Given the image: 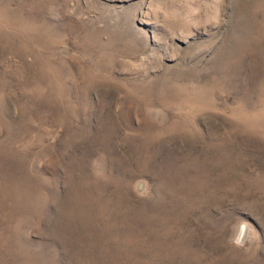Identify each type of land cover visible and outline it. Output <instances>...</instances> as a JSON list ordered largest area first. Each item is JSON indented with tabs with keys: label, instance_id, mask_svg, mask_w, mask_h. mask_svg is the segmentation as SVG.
I'll return each instance as SVG.
<instances>
[{
	"label": "rangeland",
	"instance_id": "rangeland-1",
	"mask_svg": "<svg viewBox=\"0 0 264 264\" xmlns=\"http://www.w3.org/2000/svg\"><path fill=\"white\" fill-rule=\"evenodd\" d=\"M0 264H264V0H0Z\"/></svg>",
	"mask_w": 264,
	"mask_h": 264
}]
</instances>
